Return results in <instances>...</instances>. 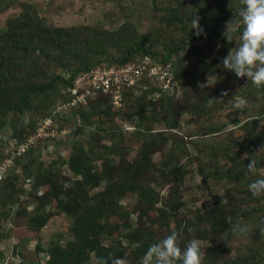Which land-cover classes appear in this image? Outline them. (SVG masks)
<instances>
[{
  "label": "trees",
  "instance_id": "trees-1",
  "mask_svg": "<svg viewBox=\"0 0 264 264\" xmlns=\"http://www.w3.org/2000/svg\"><path fill=\"white\" fill-rule=\"evenodd\" d=\"M109 1L118 5L117 26H59L27 0H6L20 12L0 30V131L7 127L16 145L50 117L58 135L72 129L73 137L67 158L38 157L56 135L14 160L0 180V240H17L13 253L30 264L110 256L140 264L151 244L175 230L181 247L201 241L202 264H264V194L248 189L264 178V86L222 67L240 44V0ZM128 64L141 70L133 84L110 78L111 90L69 105L78 76ZM213 75L214 85L199 87ZM240 98L247 106L234 109ZM182 123L195 126L181 131ZM5 157L0 151V164ZM251 158L255 174L247 170ZM195 177L201 198L187 200ZM60 214L69 219V238L43 248L40 232ZM238 223L245 234L231 230ZM30 241L35 259L23 253Z\"/></svg>",
  "mask_w": 264,
  "mask_h": 264
},
{
  "label": "clouds",
  "instance_id": "clouds-1",
  "mask_svg": "<svg viewBox=\"0 0 264 264\" xmlns=\"http://www.w3.org/2000/svg\"><path fill=\"white\" fill-rule=\"evenodd\" d=\"M242 7L238 11V16L242 22L240 34V44L235 49H229L227 55L223 57L222 67L230 70L239 77H247L252 84L260 88L264 86V0H240ZM199 17L193 16L191 28L195 29V35L204 34L203 28L199 24ZM234 20L227 22L228 28ZM206 35V34H205ZM227 41H232V36L224 33ZM221 45H217V48ZM218 77L213 75L212 83L207 78L206 84L201 83L199 87L212 86L217 82ZM222 95H227L226 92ZM215 99H209L211 104ZM247 106L245 99L240 98L233 104L234 109H242ZM247 157V154H245ZM255 159H250L247 164L249 174L256 173ZM4 169H0V180L4 178ZM248 189L253 196L264 194V178L252 180L248 184ZM234 233L245 234L248 231L246 225L236 224L231 229ZM192 230L189 229V232ZM204 252L199 239H190L181 247L180 234L173 230L158 242L151 244L143 255L140 264H202ZM95 264H128L124 257H98Z\"/></svg>",
  "mask_w": 264,
  "mask_h": 264
},
{
  "label": "rangeland",
  "instance_id": "rangeland-1",
  "mask_svg": "<svg viewBox=\"0 0 264 264\" xmlns=\"http://www.w3.org/2000/svg\"><path fill=\"white\" fill-rule=\"evenodd\" d=\"M29 3H33L39 12L40 15L46 17L51 23L59 26L73 25V24H89V25H102L104 27L117 26L122 22L120 19V13L117 8L118 5L109 0H27ZM125 2H133L138 4L140 0H123ZM6 0H0V30L4 27L5 21L12 16L19 14L20 8L18 5H6ZM168 84V81H167ZM55 110L62 112V106L60 102L55 103ZM195 126V123L190 124H181V131L186 128H192ZM68 129V128H67ZM73 130L70 129V132H61L58 135V142H53L47 144L40 148V160L44 162H50L54 160L57 154H60L63 158H67L70 153L69 142L72 140ZM9 129L5 127L0 131V151L6 154L13 145L14 141L9 140ZM158 156V155H157ZM63 171L69 174V171L66 166L62 167ZM24 184L25 188L29 186L26 182H20ZM189 189H186V199L188 196L190 198L197 199L201 196V186L200 181L195 177L194 183L189 182L187 184ZM191 195V196H190ZM201 198V197H200ZM31 208V207H29ZM2 225L4 223L2 222ZM6 228L9 227V224H5ZM69 219L60 214L58 216L52 217L48 223L43 227L40 232V245L43 248H47L50 242L58 239L62 243L69 238L68 235ZM17 240H0V252L3 253L4 262L0 260V264H30L24 262L19 255L14 254L13 245ZM36 242L30 241L27 245L28 248L23 251V253L35 259V254L33 253V248L35 247ZM36 264V263H32Z\"/></svg>",
  "mask_w": 264,
  "mask_h": 264
},
{
  "label": "built area",
  "instance_id": "built-area-1",
  "mask_svg": "<svg viewBox=\"0 0 264 264\" xmlns=\"http://www.w3.org/2000/svg\"><path fill=\"white\" fill-rule=\"evenodd\" d=\"M152 73L156 72V68L151 69ZM141 70L133 64H128L125 67L106 68L95 67L94 69L78 76L74 81V86L71 90L70 106L76 104H84L88 97H91L95 92H107L111 90L110 78H113L115 83L130 85L133 84L136 78L140 75ZM115 104H118V93H114ZM67 106V105H66ZM64 106V108L66 107ZM66 133L67 131H63ZM58 135L57 129L53 125L52 118L40 119L37 123L34 132L29 134L20 143L13 145L6 152V157L0 164V169H4V176L7 170L12 166L14 160L20 156L27 148L34 145L40 139L52 138Z\"/></svg>",
  "mask_w": 264,
  "mask_h": 264
}]
</instances>
